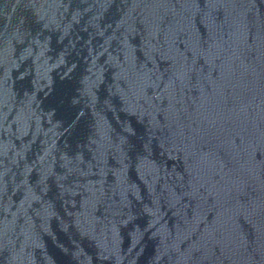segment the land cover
I'll use <instances>...</instances> for the list:
<instances>
[{"label":"water","instance_id":"1","mask_svg":"<svg viewBox=\"0 0 264 264\" xmlns=\"http://www.w3.org/2000/svg\"><path fill=\"white\" fill-rule=\"evenodd\" d=\"M0 264H264V0H0Z\"/></svg>","mask_w":264,"mask_h":264}]
</instances>
